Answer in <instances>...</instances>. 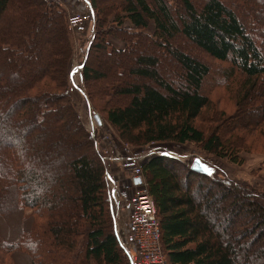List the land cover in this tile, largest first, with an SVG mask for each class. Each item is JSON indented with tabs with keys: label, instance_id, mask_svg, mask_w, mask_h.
I'll return each instance as SVG.
<instances>
[{
	"label": "trees",
	"instance_id": "obj_1",
	"mask_svg": "<svg viewBox=\"0 0 264 264\" xmlns=\"http://www.w3.org/2000/svg\"><path fill=\"white\" fill-rule=\"evenodd\" d=\"M85 1L94 21L78 89L123 142L194 144L235 165L250 151L246 135L264 146V0ZM107 36L124 48L109 50ZM177 39L211 64L173 48ZM74 52L60 6L0 0V264H131L114 232L98 138L72 95ZM94 53L103 62L92 67ZM167 56L180 86L162 75ZM210 81L231 114L204 93ZM142 169L168 264H264V195L166 156Z\"/></svg>",
	"mask_w": 264,
	"mask_h": 264
},
{
	"label": "rangeland",
	"instance_id": "obj_2",
	"mask_svg": "<svg viewBox=\"0 0 264 264\" xmlns=\"http://www.w3.org/2000/svg\"><path fill=\"white\" fill-rule=\"evenodd\" d=\"M58 1L62 2V0H58ZM170 3L173 5V7H177V4L175 3L174 0H170ZM15 4L16 3L13 4L14 7H15ZM60 8L63 10L62 6H60ZM68 10H69V12L65 11L66 17L68 14H72V13L78 14L79 13L78 10L76 9V7H74L72 4L68 5ZM178 10L179 11L177 12V14L183 13L181 6H179ZM93 21L88 25L87 30L84 33L71 34L68 31L70 41L72 40L73 42H75V43L71 42V44L73 45V47L75 49L73 57L76 59L77 58L78 59L83 58V55H85L84 52L86 51L88 44L90 43V41H92L91 35H92V30H93L92 29L93 28ZM111 21H112V17L108 21L109 24ZM128 25H129V22L127 20H125L123 22L122 28H126ZM145 32L148 35H151L153 33L152 24L149 26V28H147L145 30ZM106 41L108 42V44L110 46L109 50L112 47L124 48L123 43L119 42L117 39H115L111 36H107ZM171 45L173 48L180 50L181 52H184V53L200 60L201 62L207 63L209 65L211 64L206 58H204L202 56V54L198 50L194 49L189 44L185 43L182 39H177V40L172 41ZM146 47H147V49L144 50V52L146 54H151L153 52L157 53V54L158 53H161V54L164 53L163 51H160L162 49H155V48L153 49L151 45H146ZM165 51L166 52H165L164 57L168 53L166 49H165ZM80 52L82 54H80ZM164 57H162V58L164 59ZM100 60H101V56L96 60V56L94 53L93 58L90 61V64L93 67V66H95V63H98V61L103 62ZM169 60H170V62H169ZM160 70L162 72L163 77L165 76L166 82L168 84H172L174 87L182 85L181 76H180V74L182 75V72H181L180 68L175 63H173L172 60L168 56L160 64ZM101 73H103L104 75H106L108 77L110 76V74H109L110 71L108 73V70L106 71V73H105V71H101ZM70 78H71V86H72V89L74 90L72 95H73V98H74L76 104L78 105L79 109L82 112L81 117H82L84 125L87 127V129L89 131H91L92 133H96V138H98V140H100V137L101 138L103 137V134H106V133L110 134L111 145H112V148H114L113 150H115V151L117 150L118 145H122V144L126 145L127 143L123 142L120 139L119 135L115 132V130L110 125H108V123H106L105 119H103L98 114L97 115L99 116V118L101 120V126L100 127L97 126V124L94 120V115L96 113H91V114L88 113L86 101L82 95V92L78 89L79 81L77 79L76 72H74L72 77H70ZM130 79L132 81H135V78L131 77ZM146 83H148V82H146ZM214 83L211 81L208 82L206 84V86H204V93L209 94L210 101H211L212 105L216 106V108H218V109H225V110H227V114H231L234 111V107H233L232 103H230V101H229L230 97L228 95H226V93L224 92L223 88L220 85H218V84L214 85ZM124 101H125L124 99H115L114 102L117 104H122V103H124ZM198 121H199L198 122L199 125L201 124L203 127H205V129L207 131H210L211 126L209 125V123L207 124L206 122H204V118H202ZM245 138H246L248 144L250 145V151H248V152L244 151V152L240 153V157H242V159H243L242 165H235V164H232L227 159H221V158H218L216 156L207 154L206 152L202 151L201 149H199L198 146H196L194 144H183V145L161 144V146H166L168 149L172 150L173 155H174L173 159L179 160L180 162H182L186 165H190L194 158H199L203 162H205L207 165L214 168L217 171V173L220 174V176L224 175V177H220V178H225V179L231 180V181L238 183L240 185L251 186L258 193L264 195V146H263V141L261 139H259V137L257 136V134H255V132H251L249 135H246ZM127 145L131 146L130 144H127ZM144 146H139V147L142 148ZM131 147L133 148L134 146H131ZM101 155H102L104 162H105V165H106V163L108 162V160L106 159V155L104 153ZM116 166L117 165H114L112 167L113 170L110 172L114 176V177H112V179L113 180L119 179L121 181H124L125 179H127L125 173L122 172L121 170L119 171ZM111 181L112 180L109 177L107 182H108L109 194H110V199H111V208H112V212H113L114 232H115V235H117V230H118L117 221L120 218H117V216L115 214L116 193L112 188L113 186L111 185ZM214 194L215 193H212V195H214ZM221 215H223L222 211H220L219 214H216V218L218 217L219 220H221ZM116 218H117V220H116ZM12 220H13V218L10 219V221H12ZM120 220H122V219H120ZM238 221H239L238 223H241L243 221V217L239 218ZM121 229H122V227H119V230H121Z\"/></svg>",
	"mask_w": 264,
	"mask_h": 264
},
{
	"label": "built area",
	"instance_id": "obj_3",
	"mask_svg": "<svg viewBox=\"0 0 264 264\" xmlns=\"http://www.w3.org/2000/svg\"><path fill=\"white\" fill-rule=\"evenodd\" d=\"M62 6L64 12H69L72 4L77 13L67 15V29L71 34L84 33L92 22V14L85 0H46ZM72 43H75L71 40ZM74 59V60H73ZM73 71L79 73L81 58H74ZM110 134H103L98 140V146L106 155L108 162L107 180L111 178V186L116 193L115 214L118 219L117 239L127 253L131 264H168L160 244V225L154 201L150 197L145 183L143 166L154 158L166 156L173 158V152L160 143H151L144 147L118 145L113 150ZM160 144V145H159ZM117 165L118 170L125 173L127 179L113 180L110 172ZM139 179L140 184L134 180ZM116 218V220H117ZM119 227H122L119 230Z\"/></svg>",
	"mask_w": 264,
	"mask_h": 264
},
{
	"label": "water",
	"instance_id": "obj_4",
	"mask_svg": "<svg viewBox=\"0 0 264 264\" xmlns=\"http://www.w3.org/2000/svg\"><path fill=\"white\" fill-rule=\"evenodd\" d=\"M70 77H71V75H70ZM94 120H95L97 126L100 127L101 126V120L97 114L94 115ZM190 170L194 173H197V174L203 175V176H211L215 171L214 168L207 165L205 162H203L199 158L193 159V161L190 164ZM134 182H135V184H140L139 179H135Z\"/></svg>",
	"mask_w": 264,
	"mask_h": 264
},
{
	"label": "crops",
	"instance_id": "obj_5",
	"mask_svg": "<svg viewBox=\"0 0 264 264\" xmlns=\"http://www.w3.org/2000/svg\"><path fill=\"white\" fill-rule=\"evenodd\" d=\"M80 54H82V53L80 52ZM73 68H74V62H73V60H71V64H70V73L71 74L74 73ZM77 79H78V81H80V75H79V73L77 74Z\"/></svg>",
	"mask_w": 264,
	"mask_h": 264
}]
</instances>
